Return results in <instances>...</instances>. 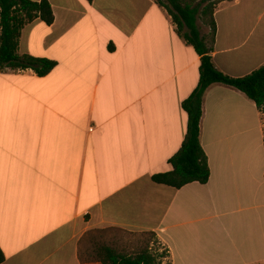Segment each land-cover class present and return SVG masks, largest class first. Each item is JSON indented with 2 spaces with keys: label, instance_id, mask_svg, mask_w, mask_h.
I'll list each match as a JSON object with an SVG mask.
<instances>
[{
  "label": "crops",
  "instance_id": "1",
  "mask_svg": "<svg viewBox=\"0 0 264 264\" xmlns=\"http://www.w3.org/2000/svg\"><path fill=\"white\" fill-rule=\"evenodd\" d=\"M49 1L54 22L28 24L19 53L57 66L0 71L1 264H93L83 240L109 229L155 233L172 264H264V108L211 85L209 181L154 183L186 137L201 56L156 0ZM215 18L219 70L264 65V0H223Z\"/></svg>",
  "mask_w": 264,
  "mask_h": 264
},
{
  "label": "trees",
  "instance_id": "2",
  "mask_svg": "<svg viewBox=\"0 0 264 264\" xmlns=\"http://www.w3.org/2000/svg\"><path fill=\"white\" fill-rule=\"evenodd\" d=\"M167 9L176 25V31L192 44L201 56L200 80L197 88L185 99L183 107L188 113V130L179 151L169 163L171 170L156 173L152 181L175 188L191 182L205 184L211 171L207 154L201 143V119L206 90L215 83L233 86L264 108V65L242 77H232L219 70L211 53L215 49L217 22L215 11L223 0H156ZM40 18L47 25L55 20L53 6L49 0H0V71L6 69H33L38 76L48 75L58 64L47 57H36L19 53L23 29ZM199 19L209 28L202 32ZM111 50L115 45L109 46ZM130 251L120 249L115 244L95 243L94 255L99 264H172L164 262L169 257L166 248L152 250L151 242L159 243L155 233ZM5 253L0 247V264L5 261Z\"/></svg>",
  "mask_w": 264,
  "mask_h": 264
},
{
  "label": "rangeland",
  "instance_id": "3",
  "mask_svg": "<svg viewBox=\"0 0 264 264\" xmlns=\"http://www.w3.org/2000/svg\"><path fill=\"white\" fill-rule=\"evenodd\" d=\"M199 25L202 28L203 32H208L209 28L205 27L202 23V21L199 19ZM20 108V105L18 107L15 106V111H18ZM21 121L15 120L14 124L16 125L20 124ZM149 237L147 233H130L125 232L121 230H96L91 233H89L83 240V245L81 247V257L83 260H85L88 263H95V255H94V246L95 243H109V244H115L120 249H125L130 251L131 249L135 248L137 245L141 244L144 240H146ZM152 250L155 251V249H160L162 251V248L164 247L160 243H155L154 241L151 242ZM56 259H50L45 264H52L54 260ZM163 261L169 262L170 258L166 257L163 259Z\"/></svg>",
  "mask_w": 264,
  "mask_h": 264
}]
</instances>
